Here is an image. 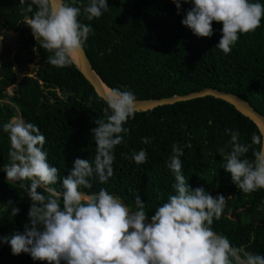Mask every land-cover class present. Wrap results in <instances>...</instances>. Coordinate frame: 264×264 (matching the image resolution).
<instances>
[{
  "label": "trees",
  "instance_id": "obj_1",
  "mask_svg": "<svg viewBox=\"0 0 264 264\" xmlns=\"http://www.w3.org/2000/svg\"><path fill=\"white\" fill-rule=\"evenodd\" d=\"M18 2L0 0V30L16 32L24 45L34 46L38 67L35 77L25 75L17 80L11 60H0V125L16 116L35 123L45 136L48 162L65 176L75 158L91 160L94 156L90 130L96 127L95 119L104 118L106 105L75 62L65 67L48 62L52 53L34 39L26 24L29 14L21 12ZM107 4L101 17L88 21L81 15L78 19L92 25L83 48L108 88L131 90L136 100L215 88L248 100L264 115V18L260 27L241 34L232 51L225 54L215 47L222 22H212L211 37H199L181 24L190 0H181L179 13L172 0H107ZM15 58L18 63L22 59ZM9 87H13L10 96L5 92ZM125 126L130 131L115 148L114 175L104 184L93 178L92 187L81 189L83 192L91 194L103 187L133 210L139 195L150 217L160 202L157 197L166 199L172 191L174 177L165 163L171 145L189 142L191 148H184L181 158L188 184L202 186L214 197L217 193L229 197L220 219H214L211 227L226 236L238 252L243 249L264 256V189L244 193L220 167L229 150L225 128L238 131L241 142H249L259 130L256 123L230 103L208 95L136 111ZM144 137L150 138L149 144L142 143ZM9 147L7 134L0 130V168L10 162ZM221 147L224 153L218 152ZM141 148L148 155V162L142 165L121 155ZM247 155L252 157L251 149ZM21 183L30 181H8L0 171V236L23 232L28 223L31 201ZM53 187L59 190V182ZM13 206L20 209L15 216L10 215ZM0 264L48 262L34 261L24 252L13 255L7 243H0ZM233 264L240 263L234 258Z\"/></svg>",
  "mask_w": 264,
  "mask_h": 264
},
{
  "label": "clouds",
  "instance_id": "obj_2",
  "mask_svg": "<svg viewBox=\"0 0 264 264\" xmlns=\"http://www.w3.org/2000/svg\"><path fill=\"white\" fill-rule=\"evenodd\" d=\"M172 2L179 13L181 0ZM190 3L181 24L199 37H211L212 22H222L215 47L225 54L232 51L241 34L260 27L264 18L261 0ZM18 7L29 14L26 24L39 45L52 53L47 60L56 67L72 65L93 32L92 25L78 17L84 15L91 21L109 8L107 0H87L86 4L83 0H19ZM3 39L0 30V41ZM98 99L106 107L104 118L95 119L96 127L90 130L94 156L91 160L75 158L65 176L48 162L45 136L35 123L14 117L0 125L10 144V162L0 171L8 181H30L20 186L31 201L23 232L0 236V243H7L13 255L24 252L34 261L48 264H233L238 250L211 227L214 219H220L229 197L219 193L214 197L204 187L188 184L181 158L184 148H191L189 142L171 145L165 163L174 177L172 191L166 199L157 197L160 202L150 217L139 195L133 210L103 187L91 194L81 190L91 188L93 178L104 184L114 175L115 148L124 142L130 131L125 125L136 115L131 90L110 88ZM224 131L230 136L229 150L220 167L244 193L264 188V130L252 134L249 142H241L234 129ZM142 143L149 144L150 138H142ZM250 149L251 158L247 155ZM121 155L137 165L148 162L144 148ZM58 182L59 190L53 187ZM19 211L13 206L10 215ZM243 264H264V256L246 253Z\"/></svg>",
  "mask_w": 264,
  "mask_h": 264
},
{
  "label": "water",
  "instance_id": "obj_3",
  "mask_svg": "<svg viewBox=\"0 0 264 264\" xmlns=\"http://www.w3.org/2000/svg\"><path fill=\"white\" fill-rule=\"evenodd\" d=\"M76 56H77V60H75V63L78 69L80 70V72L93 86L97 95L98 96L103 95L105 93L104 86L106 85L103 83V81L100 79V77L96 74V72L92 68V65L88 59L85 49L82 48ZM208 95L222 99L230 103L241 114H243L244 116L252 120L254 123H256L259 130H264V115L256 111V109L250 104L248 100L238 96L235 93L224 92L215 88H205L199 91L190 92L185 95H174L171 97H164L159 99L153 98V99L136 100V111H147L161 105L172 104L178 101H185V100L204 97Z\"/></svg>",
  "mask_w": 264,
  "mask_h": 264
},
{
  "label": "rangeland",
  "instance_id": "obj_4",
  "mask_svg": "<svg viewBox=\"0 0 264 264\" xmlns=\"http://www.w3.org/2000/svg\"><path fill=\"white\" fill-rule=\"evenodd\" d=\"M4 39L0 41V60L9 59L11 60L12 67L17 72V80H20L22 76L35 77L36 69L38 67V57L36 51H33L34 46L27 47L24 45L23 38L19 37L16 32L4 31ZM21 56V61L16 62L15 56ZM31 58V59H30ZM6 94L12 95L13 87L6 89ZM58 94H60L58 92ZM15 118L21 119L19 116ZM244 253V254H243ZM243 249H240L236 256V261L243 264V258L245 256Z\"/></svg>",
  "mask_w": 264,
  "mask_h": 264
},
{
  "label": "bare ground",
  "instance_id": "obj_5",
  "mask_svg": "<svg viewBox=\"0 0 264 264\" xmlns=\"http://www.w3.org/2000/svg\"><path fill=\"white\" fill-rule=\"evenodd\" d=\"M75 60H77V56H75ZM109 88H107L106 86H104V91L108 90Z\"/></svg>",
  "mask_w": 264,
  "mask_h": 264
}]
</instances>
